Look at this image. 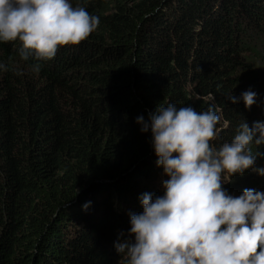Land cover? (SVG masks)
<instances>
[{"label": "trees", "instance_id": "trees-1", "mask_svg": "<svg viewBox=\"0 0 264 264\" xmlns=\"http://www.w3.org/2000/svg\"><path fill=\"white\" fill-rule=\"evenodd\" d=\"M76 3L98 28L39 73L17 75L19 42L0 43V264H123L114 242L166 178L137 116L214 105L228 141L243 119L264 120V0ZM249 89L250 109L226 98ZM224 187L264 191V177Z\"/></svg>", "mask_w": 264, "mask_h": 264}, {"label": "clouds", "instance_id": "clouds-1", "mask_svg": "<svg viewBox=\"0 0 264 264\" xmlns=\"http://www.w3.org/2000/svg\"><path fill=\"white\" fill-rule=\"evenodd\" d=\"M99 23L73 0H0V43L18 41L17 55L27 62L17 75L39 73L42 62L86 40ZM226 98L246 109L258 103L251 89ZM221 121L214 105L198 112L172 103L136 117L166 178L160 195L138 197L142 211L129 213L127 238L118 234L114 249L123 264H264V191L234 195L224 187L246 171L264 177V166H256L264 158V120L249 127L243 119L230 141L220 136Z\"/></svg>", "mask_w": 264, "mask_h": 264}]
</instances>
